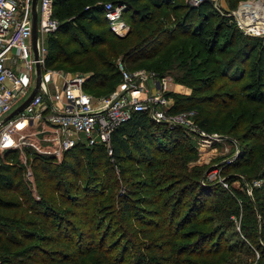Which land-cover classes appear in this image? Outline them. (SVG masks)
<instances>
[{
    "label": "trees",
    "instance_id": "trees-1",
    "mask_svg": "<svg viewBox=\"0 0 264 264\" xmlns=\"http://www.w3.org/2000/svg\"><path fill=\"white\" fill-rule=\"evenodd\" d=\"M113 1L126 3L123 16L130 24V31L119 36L109 27V35L115 41L114 47L109 45L103 51H95L94 48L101 43L105 44L107 39L96 41L94 34L83 22L103 18L108 23L103 8L106 1L96 6V0H91V6L85 8L86 5L75 3L76 0H54V16L59 21V27L53 34L50 33L49 54L45 64L51 66L58 61L82 64L83 70L91 72L84 82V90L92 95L103 89L111 91L120 82L121 72L115 61L120 52L127 56L124 61L131 69L137 61L154 57L175 38L197 33V29L205 27L210 18L205 4H187L182 7L177 0H148L149 3L145 5L142 4L144 0ZM171 1L175 3L171 4ZM152 6L155 12L151 11ZM163 8L172 9L175 14L184 13L174 20L167 15L147 35L142 30L135 34L136 28L144 22H154L158 11ZM232 25V22L219 23L213 32L214 41L222 35L231 36ZM77 34H82L83 37L80 36L79 39ZM69 35V42L77 44L71 51L62 41L63 36ZM200 41L206 42V38L201 37ZM255 49L251 47L250 51ZM228 62L236 63L235 59ZM260 62L261 58H258L256 82L264 76V67L260 66ZM246 63L247 61H242L244 66ZM239 75L234 81H242L246 72ZM214 84L202 87L199 93L202 95L211 91ZM260 84L263 86L264 82L261 81ZM249 87L248 83L235 87L237 95H229V102L220 99L221 94L217 91L204 95V98L193 94L183 98L184 101L175 95L173 110L196 108L194 102L199 98H203L204 103L213 100L216 106L226 109L231 107L230 102L235 96L242 97V101L250 97L243 91H248ZM258 94L257 99L253 100L259 101L264 97L262 89ZM246 117V114H241L232 118L226 130L228 135L244 145V154H239L224 171L229 182L237 179L239 173L236 171L241 166L252 165L258 155L257 141L264 138V135L252 131L235 133ZM198 118L205 129L212 131L216 128L207 115H199ZM258 120L249 129L261 127L263 130L264 116ZM111 142L112 154L103 145L86 147L79 144L64 152L60 162L56 161L54 155L42 154L32 149L36 187L43 195L41 199L34 198L27 183L19 181V172L13 170V164L6 161L1 163L0 190L6 193L3 194L4 197H0V248L5 243L4 246L10 245L16 249L11 257L3 260L9 258L12 264H78L82 258L97 253L105 255L107 264H124L129 254L128 249L132 247L136 254V259L133 257L134 264H195L187 262L192 257L219 264L224 259L222 254L229 252L232 247L228 242L225 243V221L217 223L215 220L227 219L230 222L232 215L239 214L240 206L237 205L235 210L230 209L227 202L230 199L232 202L236 201L237 195H245V192L231 187L229 191L217 195L218 187L202 183L201 167H195L187 173L190 152H195L190 139L182 128H169L166 124L155 122L145 112H135L130 119L119 125L112 132ZM16 152L17 150L8 149L1 156L7 157ZM244 155H249L247 162H244ZM261 158L264 159V140L261 144ZM59 165L64 168L65 176L58 177L55 174V168ZM256 176L264 180V170ZM122 178L126 191L120 193L116 204L110 207H106L109 204L97 205L96 200L108 196L109 189L117 185V179ZM172 190L174 191L170 193ZM213 195L219 197L218 201L221 200L220 206L210 201ZM247 198L249 203L247 201L245 207L241 208L242 211L248 210L249 218L244 215L242 232L248 247L259 251L260 263L264 264V182L261 187L253 186ZM61 203L83 211L73 213L68 208L69 211L60 212L56 206ZM98 214H101L99 221L95 222L94 216ZM191 224L213 227L206 230H196L197 227H192V230L184 229ZM175 228L182 231L176 233ZM129 229L131 230L127 234ZM99 232L102 233L97 236ZM112 232L114 235L122 234L121 240L129 237L134 241H130L129 246L121 247L119 242L108 243ZM158 232L162 234L158 235L161 236V241L149 239ZM138 239L140 241L137 242ZM183 239V243L177 242ZM35 241L42 243H33ZM116 250L119 251L116 253Z\"/></svg>",
    "mask_w": 264,
    "mask_h": 264
},
{
    "label": "rangeland",
    "instance_id": "rangeland-1",
    "mask_svg": "<svg viewBox=\"0 0 264 264\" xmlns=\"http://www.w3.org/2000/svg\"><path fill=\"white\" fill-rule=\"evenodd\" d=\"M91 0H76L75 3H82L83 5H86L85 8L91 6L90 3ZM104 1H113V0H96L95 5H99L100 3ZM197 0H177L178 5L186 6H198L201 4H205L206 9L208 13H210V18L203 28H198L197 33L195 34H189L186 36H179L175 38L173 41H171L168 45L163 47L154 57L148 58V59H142L136 62V64L133 66V68H128L129 70L135 71V70H142L145 73L152 74L153 78H165L166 80V88L169 94L174 98L180 97L181 100L183 98L188 97L193 94H197L198 96L204 95H210L208 93H214L215 91L219 92L221 94L220 99H223L224 101L229 102L230 97L229 95H237V90L235 87H240L246 83L249 84V90L247 89L243 90L248 96V98L245 101H242V97L232 99L230 102L231 107L223 109L221 106H216L215 102L213 100H207V102H203V98H199L198 100H195L194 103H196V118L199 119V115H207L210 117V119L213 121V126L216 127L214 130H210V132H216L221 134H226V130L228 128V125L232 122V118L235 119L236 117L240 116L241 114H246L247 117L245 121L240 125L238 130L235 131L236 134H243L244 132H253V133H259L264 135V129L262 130L261 127H255L249 129V127H252L256 121H259L258 119H261L262 116H264V97L259 101L253 100L257 99L259 96V90L264 91V85L261 86V81L264 82V76L258 80V69L256 67V63L258 61V58H261L260 66L264 67V29L260 30L259 34L256 33H250L245 28L249 29V26H246L242 17L240 16V8L243 3L249 2V0H200L199 3L196 2ZM116 3V1H113ZM120 2V1H117ZM175 3V1H171ZM149 3L148 0L143 1V5ZM198 3V4H197ZM197 4V5H196ZM93 5V6H95ZM126 10V9H125ZM125 10L123 14L125 13ZM151 11L155 12V8L152 6ZM238 11V12H237ZM184 12H178L175 14L174 10L163 8L158 11V17L157 19L152 22L145 24L143 23L142 26L136 28L135 34L144 31V35H147L153 27L158 24L162 23L160 22L164 17L167 15H170L172 19L178 18L181 16ZM249 16V15H247ZM232 20V21H231ZM241 21V23H240ZM233 23L231 26L232 28V35H222L217 39V41H214V35L213 32L217 25L219 23ZM89 30L94 34L96 37L95 40L101 42V40L107 39L106 43H101L100 45L96 46L94 48L95 51H103L106 49L107 46L111 45L114 47V39L111 35H109V25L103 18L96 20H90L83 22ZM251 28V27H250ZM111 29V28H110ZM250 30V29H249ZM130 31V29H129ZM128 31V32H129ZM127 32V33H128ZM52 33V32H50ZM46 33V35H39L40 38L43 39V42L45 43L47 49L45 50V62L49 54V48H48V39L53 34ZM79 39L82 34H77ZM206 38V42L200 41L201 37ZM137 39V38H136ZM62 41L64 42L65 46L71 51V49L77 47V44L73 43L71 44L70 41V35L69 36H63ZM90 43H92L91 40H89ZM251 47H255L256 49L251 52ZM225 50H224V49ZM251 53V55H250ZM248 56H251L248 58ZM127 58L124 53L120 52L118 56L115 57V61L117 63V67L119 68V63L125 64V59ZM231 59H235V64H230L228 61ZM247 61L246 65L244 66L242 64V61ZM217 61L218 63H215ZM229 63V64H228ZM253 63V65H252ZM45 71L42 72L41 79L49 73L50 75L53 73L54 77L63 79L64 77L73 76V75H83L87 77L91 72L89 70H83L82 64L73 65L70 63H60L59 61L56 62L54 65L46 66L45 65ZM224 71V73L222 72ZM246 72V77L239 82L234 81L235 79H238L240 77V73ZM254 76V77H253ZM37 82V76L35 79V84L32 81L30 88L33 90ZM121 82V80H120ZM119 82V83H120ZM118 83V84H119ZM213 83V89L209 92H205L201 95L199 91L202 89V87H205L207 85H212ZM117 84V85H118ZM117 85L111 90L110 89H103L99 90L95 93L93 96L96 98H101L104 96H108L111 94L114 90H116ZM261 97V96H260ZM207 98V97H206ZM252 98V99H251ZM175 100V98H174ZM184 101V100H183ZM211 101V102H210ZM187 106V104H185ZM184 106H181L183 108ZM195 109V108H194ZM187 110V109H184ZM228 116V119L226 117ZM226 119V120H225ZM209 131V130H208ZM225 132V133H224ZM186 134V133H185ZM187 135V134H186ZM229 138L225 140L223 143L217 145L215 149H206L204 151H200L197 147L198 143L197 140L192 138L191 136L187 135V137L190 139L191 144L193 145L194 151L190 152L191 160L188 162L187 165V173L195 167H201L202 170V183L205 185H213L214 187H218L216 191L217 195L222 193L223 191H229L231 187H236L241 190H243L245 195H237L236 201L232 202L231 199L228 200L227 206L230 209H237V205L240 206V212L237 215H232L231 221H227V219L223 220H215L217 223H221L223 221L224 225V232H225V243H229L231 250L229 252H224L222 254V257L224 258L222 261H220L219 264H251L252 261L255 260V254L252 249L248 247V242L244 239V234L242 232L243 225L245 224V218L244 215H247V219L249 218L248 210L245 209L242 211V208L245 207V204L248 201L247 195H249L248 189H251L254 187H261L264 180L263 178H259L256 176L259 173L261 174V170H264V159L261 158V144L264 138L258 139V155L255 156L254 162L251 166L243 165L241 166L238 171L239 176L237 179H235L233 182H229L227 177H225L224 171L226 167L235 161V159L238 157V155L243 153V147L238 139L233 137L232 135H228ZM254 141L252 142V144ZM250 144V143H249ZM248 144V145H249ZM251 144V145H252ZM28 146L13 148V150H17L15 154L5 156L2 155L0 157V163L9 162L13 164V170L18 171L20 175V180L26 182L30 190H32V195L34 198L41 199V193L40 190H37V183H36V171L33 168V153L32 149H27ZM244 154V153H243ZM55 157V156H54ZM245 157V155H244ZM249 155L245 157L244 162H247ZM57 162L62 161L63 154L61 156H57L56 158ZM107 159V157H106ZM52 170L54 168L52 167ZM217 170L215 173L214 171ZM21 171L23 173H21ZM54 172V171H53ZM55 174L60 177V175L65 176L64 168L59 165L55 168ZM209 174L215 176H212V178L209 180L206 178ZM251 174V175H250ZM18 175V176H19ZM124 179H117V185H115L113 188L109 189L108 196H104V198L96 200L97 205H108L106 207H110L112 204H116V200L118 197H120V193L123 191H126V184L123 181ZM257 183V184H255ZM21 186L24 187V184L21 183ZM25 187V188H27ZM27 188V189H28ZM174 190H172L170 193H172ZM6 193L3 190H0V197H4L3 194ZM219 193V194H218ZM247 194V195H246ZM217 195H213L212 198L210 197V201L212 203H216L217 206H220L221 200L218 201L219 197ZM7 196H9L7 194ZM168 197V194H166ZM110 198V199H109ZM48 199H51V197L48 196ZM59 200V199H58ZM249 203V201H248ZM54 205V204H53ZM94 206V205H93ZM57 209L60 212L69 211L68 208H71L75 213L80 212L82 213L83 209L77 210L70 206L69 204L61 203L60 205L56 206ZM242 207V208H241ZM116 211V209H115ZM72 212V211H71ZM70 212V213H71ZM92 212L89 213V216ZM224 214V213H223ZM101 214L95 215V222L99 221V217ZM219 215V213H218ZM116 220V219H115ZM114 220V221H115ZM117 220H119L117 218ZM228 224H227V223ZM194 227H197L196 230H206L210 229L213 226L205 225V226H199L191 224L189 226H186L184 229H193ZM114 227L112 226V230ZM131 229L127 231V234L130 232ZM174 231L176 233H180V229L175 228ZM40 233H43V231H40ZM102 232H99L100 236ZM162 235L160 232L153 234V236H150L149 239H156L157 241L160 240ZM130 236V235H129ZM122 234L116 233L114 235V232H112L110 238L108 239V243L114 241L115 243L120 244V247L122 245L129 246V242H133V240H130V238L122 239ZM157 237V238H156ZM127 239H128V245H127ZM264 241V235L262 237ZM140 241V239L137 240V242ZM185 240H178L177 242L183 243ZM33 243H42L41 241H35ZM247 243V244H246ZM5 244V243H4ZM3 246L0 248V264H12L9 258L3 260V258L11 257L12 253L16 250L10 245ZM133 244V243H132ZM131 246V243H130ZM120 249V248H118ZM129 254L128 257H126L127 261H125L124 264H134L136 259V254L133 252L134 250L131 248L128 249ZM119 250H116V253ZM104 254H89L86 258H82L78 264H107L106 259L104 258ZM132 257V258H131ZM134 257V259H133ZM197 259V260H193ZM187 262H194L195 264H212L209 262L202 261L199 257H192V260H189ZM262 262V258H261ZM50 264H56V263H50ZM58 264V263H57ZM159 264H166L164 262ZM191 264V263H187Z\"/></svg>",
    "mask_w": 264,
    "mask_h": 264
},
{
    "label": "built area",
    "instance_id": "built-area-1",
    "mask_svg": "<svg viewBox=\"0 0 264 264\" xmlns=\"http://www.w3.org/2000/svg\"><path fill=\"white\" fill-rule=\"evenodd\" d=\"M103 8L111 30L119 36L126 35L130 29L123 16L126 3L106 1ZM37 11L39 35L55 32L59 21L54 16V0H38ZM32 12V0H0V156L8 149L28 146L57 157L79 144L103 145L112 154V132L135 112H145L169 128H182L197 140L200 151L215 149L229 138L205 129L196 118V108L173 110L175 100L167 91L164 77L129 70L124 63H119L121 82L116 90L101 98L84 90L83 75L61 79L53 73L44 74L30 103L9 117L32 92L30 85L32 81L35 84L37 63L41 73L46 69L47 47L40 37L39 56L35 58ZM245 29L256 34L261 30ZM212 176L215 174L206 178L210 180ZM247 191L251 194L252 190ZM254 254L251 264H261L256 248Z\"/></svg>",
    "mask_w": 264,
    "mask_h": 264
},
{
    "label": "bare ground",
    "instance_id": "bare-ground-1",
    "mask_svg": "<svg viewBox=\"0 0 264 264\" xmlns=\"http://www.w3.org/2000/svg\"><path fill=\"white\" fill-rule=\"evenodd\" d=\"M240 16L249 29H264V0H249V2L243 3L240 8Z\"/></svg>",
    "mask_w": 264,
    "mask_h": 264
},
{
    "label": "water",
    "instance_id": "water-1",
    "mask_svg": "<svg viewBox=\"0 0 264 264\" xmlns=\"http://www.w3.org/2000/svg\"><path fill=\"white\" fill-rule=\"evenodd\" d=\"M37 2L38 0H32V15H33V25H32V32H33V46H34V52H35V58H38L39 56V48H38V39H39V32H38V25H37V19H38V11H37ZM41 67L40 64L37 63V82L30 93V95L23 101L10 115L9 117L17 114L20 112L23 108H25L30 101L32 100L33 96L36 94V92L39 89V85L41 82Z\"/></svg>",
    "mask_w": 264,
    "mask_h": 264
}]
</instances>
